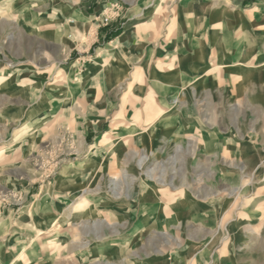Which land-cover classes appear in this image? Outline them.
<instances>
[{
  "label": "rangeland",
  "instance_id": "374dc122",
  "mask_svg": "<svg viewBox=\"0 0 264 264\" xmlns=\"http://www.w3.org/2000/svg\"><path fill=\"white\" fill-rule=\"evenodd\" d=\"M2 6L0 264H264V0Z\"/></svg>",
  "mask_w": 264,
  "mask_h": 264
},
{
  "label": "bare ground",
  "instance_id": "6f19581e",
  "mask_svg": "<svg viewBox=\"0 0 264 264\" xmlns=\"http://www.w3.org/2000/svg\"><path fill=\"white\" fill-rule=\"evenodd\" d=\"M187 2H192V1H194V0H186ZM4 6H2V7H0V14L1 13H3V11H4ZM229 67V64L226 62V61H220V62H218L217 64H216V72H218V73H221V72H223L226 68H228ZM197 70V69H196ZM199 73V75L201 76H203L204 75V71L202 70V69H199V71H198ZM165 113H166V109L164 108V109H162L160 112H159V114L158 115H160V117H158V118H161V117H164L165 116ZM162 119V118H161ZM84 203L82 204H80V205H78V207L79 208H84ZM81 210V209H80ZM122 245H124V243L122 244Z\"/></svg>",
  "mask_w": 264,
  "mask_h": 264
}]
</instances>
